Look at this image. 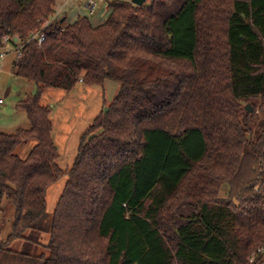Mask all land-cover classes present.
I'll return each mask as SVG.
<instances>
[{
  "label": "trees",
  "instance_id": "1",
  "mask_svg": "<svg viewBox=\"0 0 264 264\" xmlns=\"http://www.w3.org/2000/svg\"><path fill=\"white\" fill-rule=\"evenodd\" d=\"M55 3L0 0V48L37 86L29 126L0 133V264H264V0H112L101 25H44ZM105 80L61 169L41 94ZM183 201L197 211L176 226Z\"/></svg>",
  "mask_w": 264,
  "mask_h": 264
},
{
  "label": "rangeland",
  "instance_id": "2",
  "mask_svg": "<svg viewBox=\"0 0 264 264\" xmlns=\"http://www.w3.org/2000/svg\"><path fill=\"white\" fill-rule=\"evenodd\" d=\"M96 11L99 6L112 0H95ZM88 0H69L67 4L83 9L88 13L85 3ZM64 3L59 0L57 5ZM107 6V5H106ZM105 8V7H104ZM6 56L0 58V133L14 134L19 129L29 126L26 113L19 107V103L28 96L37 93L35 83L16 77L12 60L16 53L10 52L8 45L4 47ZM118 85L111 80H105L102 86H85L78 83L70 91L48 88L41 94L40 104L50 111L51 137L58 150V166L67 169L71 166L76 154L81 134L92 123L93 119L105 111L112 101ZM35 140L21 143L15 154L24 159L35 145ZM66 177L60 178L47 190L46 209L52 212L65 185ZM224 192H222L223 194ZM197 211V205L190 201L181 202L175 210V224L185 223V218Z\"/></svg>",
  "mask_w": 264,
  "mask_h": 264
},
{
  "label": "crops",
  "instance_id": "3",
  "mask_svg": "<svg viewBox=\"0 0 264 264\" xmlns=\"http://www.w3.org/2000/svg\"><path fill=\"white\" fill-rule=\"evenodd\" d=\"M58 1L59 0H56V3H58ZM92 1L95 2L92 15H89V13L84 12L83 9H80L78 7H76V9H75L74 5H71V6L68 5V7H67L69 0H64V3H62V4L59 3L58 6H60V9L57 12L56 16L58 19H61L62 21H64L65 24H72L78 17L86 16L89 18V20L93 24V26L101 25L104 23L107 16L109 15L110 9H108V7L106 6L107 3H104V4L100 5L99 10L96 11L97 3L95 0H92ZM4 47H6V46H4ZM4 47L0 48V52L4 49ZM8 48H9L10 52L14 53V51L10 45H8ZM6 54H5V56H6ZM12 63H14V59L12 60ZM0 104H2V102Z\"/></svg>",
  "mask_w": 264,
  "mask_h": 264
},
{
  "label": "built area",
  "instance_id": "4",
  "mask_svg": "<svg viewBox=\"0 0 264 264\" xmlns=\"http://www.w3.org/2000/svg\"><path fill=\"white\" fill-rule=\"evenodd\" d=\"M94 1L92 0H88V2L85 3V7L88 9V13L89 15H92L93 14V10H94ZM60 9V6H58L56 3H55V6H54V14L51 18H49L48 20H46L44 22V25H47L48 23L58 19L57 18V12L59 11ZM30 39L32 40H36L37 44L40 45L44 39V35L43 34H36L34 36H32ZM9 41H10V38L8 36H3L2 37V40H1V43L4 45V46H7L9 44ZM19 50L20 48H17L16 49V52L18 53L19 55ZM5 56V52H4V49L0 52V58H3ZM2 101L0 100V103Z\"/></svg>",
  "mask_w": 264,
  "mask_h": 264
},
{
  "label": "water",
  "instance_id": "5",
  "mask_svg": "<svg viewBox=\"0 0 264 264\" xmlns=\"http://www.w3.org/2000/svg\"><path fill=\"white\" fill-rule=\"evenodd\" d=\"M146 1L147 0H130V2L136 6H142ZM245 109L249 112L252 110L250 105H246Z\"/></svg>",
  "mask_w": 264,
  "mask_h": 264
}]
</instances>
